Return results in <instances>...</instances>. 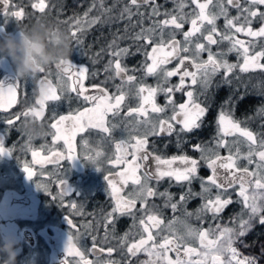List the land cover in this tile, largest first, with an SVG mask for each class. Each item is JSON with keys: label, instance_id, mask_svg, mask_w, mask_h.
I'll return each mask as SVG.
<instances>
[{"label": "flooded vegetation", "instance_id": "flooded-vegetation-1", "mask_svg": "<svg viewBox=\"0 0 264 264\" xmlns=\"http://www.w3.org/2000/svg\"><path fill=\"white\" fill-rule=\"evenodd\" d=\"M34 2L37 0H8V7L5 9L2 0H0V25H3L4 32L12 33L17 27H30L37 20H42L58 26L70 34V26H73L72 18L83 17L90 8L92 10L89 12L88 21L92 17H101V20L96 24L89 26L88 23H85L84 30L79 33L80 44L77 45L73 40L71 44L70 61L77 66L88 69L84 84L89 89V95L97 94L93 88L94 85L105 87L109 94H118L116 86L121 84L120 78L109 79L108 77L112 76L113 72L112 70H105L109 60L115 59L109 55L108 46L117 37H123L117 40L118 47L129 50V54L121 58L122 65L129 70L128 75L137 78L133 84H125L123 90L128 92L131 89L134 93L140 84L153 87L157 85L158 77L146 75L144 71L145 63H151V61H146L145 51H151V48H145L143 41L134 43L130 39L134 33L140 31L141 25L136 22L140 21L141 17L133 15L131 20L119 18L121 10L128 3V0H119V2L118 0H104L103 7L110 8L111 12L109 13H102L100 0H46L47 7L43 13L32 7ZM157 4L161 6V13L173 12L177 7L174 0H157ZM227 7L230 17L237 15L235 8ZM256 7L264 11V5ZM194 9L195 6L189 2L183 11L192 13ZM150 10L148 6L140 8V11L145 13L143 18L145 28L149 27L153 20L165 18L163 15L148 18L147 13ZM210 10L218 11L215 6H212ZM15 11H23V17L18 20L12 16ZM132 11L136 12V9L133 8ZM5 21H7L6 24ZM133 24L136 26L133 27ZM224 24L225 18L219 16L216 21L219 31H225ZM262 24H264V20L255 18L251 26L257 30ZM190 27V23H185L182 31L176 33L175 38L182 41V32L188 31ZM168 31L165 30V38L168 36ZM235 36L249 44L251 54L264 50V38L254 39L242 33H235ZM158 38L159 36H157ZM200 42L206 43L202 38ZM229 47L228 41L210 46L213 53L225 52L226 55L223 58L228 63H243V58H238L236 51H228ZM207 56V51L200 54L202 60H207ZM177 63L178 61L174 60L165 67L170 70L175 68ZM261 63H264V59H261ZM187 67L191 71L195 70L190 64H187ZM50 69L52 72L50 78L55 83L57 69L55 66H51ZM12 77H14V72L10 63L7 60H0V80L11 82ZM19 79L17 102L7 111L0 110V133H4V147L12 150L11 155L0 156V237L12 235L18 240L16 264H61V262L64 264H83L81 256L64 251L69 236L84 260L90 261L92 264H105L108 260L116 261L117 264H142L148 259L144 252L137 253L135 257H129L126 245L123 247L120 245V238L124 237L126 233L128 234L127 243L140 239L139 219L145 213L141 210L139 201L133 210L136 217L135 225L132 216L118 215L114 225L108 227L107 238L104 227V217L114 206L111 189L104 180V176L119 179L115 174L120 172L124 166L113 165L109 161L116 158V144L118 142L128 140L130 133L132 135L137 134L133 131L135 117H125L124 114L130 107L138 106V98L130 94L121 106L119 115H108V126L112 128V125H115L110 134L102 133L97 129H88L77 134L74 141L76 151L73 153L77 159L69 161L67 159L68 149L63 141H57L55 144L52 142L55 130L51 128V124L58 120L61 115H74L92 105L85 102L82 97H78L76 93L65 92L61 101L47 104L41 118L24 117L22 113L26 109L33 106L39 108V105L35 103L39 95L34 91L35 84L33 81L28 80L25 85V79ZM230 81V83L224 82L223 70L221 69L212 78V84L206 92H202L198 86H192L198 102L208 109L201 120V126L191 132L181 133V126L175 124L176 131L172 135L149 137L148 151L164 158L187 155L199 160L200 153L195 151L193 146L205 144L212 147L215 144L218 132L216 119L222 106L225 111L232 115L234 120L241 122L242 127H247L258 137L264 136V71L257 69L256 71L240 72L239 67H237L230 74ZM160 82L162 83V81ZM178 83L179 76H174L169 79L168 85L165 86ZM6 87L7 84H5ZM173 99L178 105L184 103L187 97L183 92H175ZM226 101H228L227 104ZM156 103L161 106L166 104V97L163 93L156 96ZM172 114V108L169 106L165 113L153 114V116L165 118ZM17 115H19V120L16 119ZM10 119L15 121L14 126L7 124ZM25 119L34 120L43 127L46 134L31 138L29 141V137L22 135L20 131ZM225 139L229 141L233 152L236 151L237 146L242 153L248 151V144L242 137L229 136ZM50 150L64 153L65 159L58 164L44 163L41 165L33 163V151L39 152L42 156H47ZM218 151L221 156L229 154L227 148H220ZM97 152L101 155L97 156ZM87 157H94L96 163L93 164L92 160L87 159ZM127 159L130 160L131 157L129 156ZM240 164L244 166L247 161L241 160ZM25 165L30 166L34 172L31 180L27 179L26 173L23 171ZM148 165L154 171V161L150 160ZM248 167L252 169L255 165H248ZM96 168H99V171ZM142 174L143 170L141 171ZM209 175H211V170L203 161H200V167L197 171L198 178L194 179L191 185L187 182L178 184L175 180L170 181L167 177L159 182L152 180L149 183L158 192L162 193L167 190L173 195L172 202H176L179 200L180 194L186 192L189 187L194 193L201 192L199 178L206 179ZM60 179L66 181V186L70 189L69 195L63 197L59 195L61 192ZM133 187L129 183L127 187L123 188L121 195L127 196L133 191ZM229 191L233 203L219 214V219L213 220L210 213L202 220H198L193 215L188 218V223L194 227L205 229L210 226L215 228L216 224L231 227L230 218L241 211L242 205L236 202L238 199L236 192L231 189ZM215 194L216 189L212 188L211 195L213 198ZM202 202L200 196H194L173 213L170 207H164V198L158 195L149 198L145 207L151 210L153 205L157 206L165 224H167L174 217L183 220L185 210L195 213ZM73 204L76 205L75 208L72 207ZM65 218L71 220L72 224H68ZM175 227L183 230L179 223ZM258 229L264 232V225L255 222L246 235L236 242L235 247L240 253L243 242H247L246 244L250 247L249 250L254 252L253 254H258L255 247L248 242L252 232ZM93 237L96 238L97 247L105 249L113 247L117 250L112 253L111 257L106 251L104 253L93 251ZM169 255L173 259L175 258V253Z\"/></svg>", "mask_w": 264, "mask_h": 264}, {"label": "snow or ice", "instance_id": "snow-or-ice-1", "mask_svg": "<svg viewBox=\"0 0 264 264\" xmlns=\"http://www.w3.org/2000/svg\"><path fill=\"white\" fill-rule=\"evenodd\" d=\"M2 2L7 9L8 0H2ZM103 2L104 0H100L102 13L111 12L110 8L103 7ZM174 2L177 7L173 12L161 13V6L157 4V0H128L119 17L128 20H131L133 15L141 17V20L136 22L141 25L140 31L134 33L130 39L134 43L143 41L145 48H151V51H145L146 61H151V63H145L144 71L146 75L158 77L155 87L140 84L134 93L131 89L128 92L123 90L125 84L131 85L137 78L128 75L129 70L122 65L121 58L128 55L129 50L118 47L117 40L123 37H117L108 46L109 55L115 59L109 60L105 70L113 72V75L108 77L109 79L120 78L121 84L116 86L118 94H109L105 87L94 85L93 88L97 94L89 95V89L84 84L88 69L77 66L68 59L55 66L57 69L55 83L50 78L52 76L50 68L39 69V78L46 82L47 90L35 102L39 108L30 107L22 115L24 117L32 116L36 119L41 118L47 104L61 101L65 92L76 93L78 97H82L85 102L90 103L91 107H85L74 115H61L51 124V128L55 130L52 137L53 144L62 140L68 149L67 159L72 161L77 159L73 155L76 151L74 141L77 134L88 129H97L102 133L110 134L115 125H112V128L108 126V115H119V110L126 98L130 94L134 95L139 100L138 106L130 107L124 115L125 117H135L133 131L137 134L130 133L128 140L118 142L116 158L109 161L113 165L124 166L120 172L115 174L119 179L104 176L114 201L112 210L104 217L106 238L109 225H114L118 215L132 216L135 225L136 217L133 210L139 201L141 210L145 213L139 219L140 239L127 243L128 234L126 233L124 237L120 238V245L121 247L126 245L129 257H135L137 253L144 252L148 259L142 264H257V257L242 256L235 244L246 235L255 222L264 225V136L258 137L247 127H242L241 122L234 120L222 106L216 119L218 132L215 144L212 147L205 144L193 146L194 150L200 153L199 160L187 155L164 158L148 151V145L149 137L172 135L176 131L175 124L181 126V133L191 132L201 126V120L208 109L198 102L192 86H198L202 92H206L212 84V78L221 69L225 83L231 82L230 74L237 67L240 72L256 71L257 69L264 71V63H261V59H264V50L251 54L249 44L235 36V33H242L254 39L264 38V24L257 30L251 26L255 18L264 20V11L256 7L264 5V0H174ZM189 2L195 6V9L192 13H185L183 9ZM142 6L150 7L151 10L147 13L148 18L161 15L165 18L153 20L151 25L145 28L143 26L145 13L140 11ZM212 6H215L218 11H211ZM227 6L235 8L237 15L230 17ZM32 7L43 13L47 7L46 0H37L32 4ZM133 8L136 9V12L132 11ZM91 10L90 8L86 11L83 17L72 18L73 26H70V36L77 45L81 42L79 33L84 30V24L88 23L90 26L101 20V17L97 16L88 21L87 18ZM23 15V11L12 13V16L18 20ZM219 16L225 18L224 32L219 31L216 26ZM189 17L191 18L189 19ZM6 23L7 21H5ZM185 23H190L191 27L188 31L182 32V41L177 40L176 33L182 31ZM135 26L133 24V27ZM125 30L127 31V28ZM165 30H169L167 38L164 36ZM3 31V25H0V32ZM157 36H159L158 39ZM201 38L206 43L200 42ZM222 41L229 42L228 51H236L238 58H243V63L230 64L223 58L226 55L225 52L213 53L211 51V45ZM205 51L208 52L207 60H202L200 54ZM174 60L178 61L176 67L167 69L165 66ZM187 64H190L195 70H189ZM174 76H179V83L165 86ZM27 82L28 80L25 79V85ZM19 83L20 79L15 75L11 78V82L0 80V110L7 111L17 102ZM5 84H7L6 88ZM175 92H183L187 100L177 105L173 99ZM159 93H163L166 97L164 106L156 103V96ZM225 103L227 104L228 101ZM169 106L172 108L171 116L165 118L153 116V114L165 113ZM16 119L19 120V115ZM7 124L14 126L15 121L10 119ZM229 136L242 137L248 144V151L242 153L237 146L236 151L233 152L229 141L225 139ZM30 140L31 138H29ZM220 148H227L229 154L221 156L218 151ZM11 151L4 147V133H0V156L11 155ZM96 155L100 156L101 153L97 152ZM32 156L33 163L41 165L44 163L58 164L65 159L64 153L54 150H50L47 156L33 151ZM129 156L130 160L127 159ZM87 159L92 160L93 164L96 163L94 157H87ZM150 160L155 163L154 171L148 165ZM241 160L247 161V164L241 166ZM200 161H203L211 170V175L206 179L199 178L201 192L194 193L189 187L186 192L180 194L178 201L172 202L173 195L167 190L161 193L150 186V181L159 182L165 177L170 181L175 180L178 184L187 182L191 185L192 181L198 178L197 171ZM177 162L179 163L177 164ZM253 164L255 167L250 169L248 165ZM96 170L99 171V168ZM142 170L143 174L141 175ZM23 171L26 173L27 179L31 180L34 175L31 167L25 165ZM129 183L134 186L133 191L127 196H122L123 188L127 187ZM59 185L61 187L59 195L61 197L69 195L70 189L66 186L64 179L59 180ZM212 188L216 189L214 198L211 195ZM230 189L236 192L238 197L236 202L242 205L241 211L230 218L231 227L216 224L215 228L210 226L205 229L194 227L188 223V218L193 215L198 220H202L210 213L213 220L219 219V214L233 203ZM158 195L164 198V207H170L173 213L194 196H200L203 202L195 213L185 210L183 220L174 217L165 224L157 206L153 205L151 210L145 207L149 198ZM72 207L75 208L76 205L73 204ZM65 220L68 224H72L71 220H67V218ZM177 223L182 225L183 230L175 227ZM116 250L113 247L107 249L97 247L96 238L93 237V251L99 253L106 251L111 257ZM64 251L81 256L83 264H92V262L84 260L82 254L76 250L70 236L65 243ZM170 253H175L174 259L169 255ZM105 264H117V262L108 260Z\"/></svg>", "mask_w": 264, "mask_h": 264}, {"label": "clouds", "instance_id": "clouds-1", "mask_svg": "<svg viewBox=\"0 0 264 264\" xmlns=\"http://www.w3.org/2000/svg\"><path fill=\"white\" fill-rule=\"evenodd\" d=\"M72 38L58 26L37 20L30 27H17L12 33L0 32V60H7L16 77L33 81L34 91L42 96L46 82L39 69H49L67 61L72 51ZM23 135L36 138L46 134L34 120L25 119ZM18 240L12 235L0 237V264H16Z\"/></svg>", "mask_w": 264, "mask_h": 264}, {"label": "trees", "instance_id": "trees-1", "mask_svg": "<svg viewBox=\"0 0 264 264\" xmlns=\"http://www.w3.org/2000/svg\"><path fill=\"white\" fill-rule=\"evenodd\" d=\"M253 234L249 237V243L255 247L258 254H261L262 264H264V232L261 229L255 230Z\"/></svg>", "mask_w": 264, "mask_h": 264}, {"label": "rangeland", "instance_id": "rangeland-1", "mask_svg": "<svg viewBox=\"0 0 264 264\" xmlns=\"http://www.w3.org/2000/svg\"><path fill=\"white\" fill-rule=\"evenodd\" d=\"M246 243L243 242L242 247H241V254H242V256H255V257H257V264H262L261 263L262 262L261 261L262 258L260 257L261 254H257V255H256V253L253 254L254 252L252 253L251 250H249L250 247Z\"/></svg>", "mask_w": 264, "mask_h": 264}]
</instances>
